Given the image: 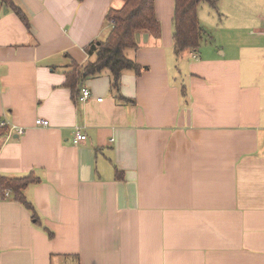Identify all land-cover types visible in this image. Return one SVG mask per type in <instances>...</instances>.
Returning <instances> with one entry per match:
<instances>
[{"label": "crops", "instance_id": "0c3cea01", "mask_svg": "<svg viewBox=\"0 0 264 264\" xmlns=\"http://www.w3.org/2000/svg\"><path fill=\"white\" fill-rule=\"evenodd\" d=\"M11 1L28 26L0 0V122L25 134L0 138V177L39 182L35 213L0 204V264H264V0L201 4L181 56L175 0H155L161 33L137 34L119 94L67 75L124 0Z\"/></svg>", "mask_w": 264, "mask_h": 264}, {"label": "trees", "instance_id": "16d2710c", "mask_svg": "<svg viewBox=\"0 0 264 264\" xmlns=\"http://www.w3.org/2000/svg\"><path fill=\"white\" fill-rule=\"evenodd\" d=\"M3 3L12 8L28 26V19L21 9L11 0H3ZM201 4L217 8L218 0H175L174 46L177 56L185 52H196L205 40L206 32L198 17ZM107 19L109 22L114 21L109 37L104 42L91 44L87 50L91 60L83 69L75 67L74 71L67 75L69 85L81 78H94L108 73L113 91L119 94L124 73L133 72L137 76L143 73L144 68L131 59L128 53L138 49L137 34L148 33L155 37L160 35L161 25L156 16L155 0H124L123 7L111 9ZM7 133L6 128H0V138ZM38 182L33 176L19 179L1 177L0 186L2 189L11 190L17 201L35 213L33 205L28 202L23 192ZM34 218L37 219L36 215Z\"/></svg>", "mask_w": 264, "mask_h": 264}, {"label": "built area", "instance_id": "2783aa9c", "mask_svg": "<svg viewBox=\"0 0 264 264\" xmlns=\"http://www.w3.org/2000/svg\"><path fill=\"white\" fill-rule=\"evenodd\" d=\"M114 21L110 22L111 28L113 27ZM91 97V93L88 90H85L83 92L82 97L80 98V101H86ZM99 102H102V99L98 100ZM36 126H43V127H48L50 125V122L48 120H43V119H38L35 122ZM0 128H6L7 129V135L9 138L12 137L13 134H17L18 136H22L25 134V129L15 126V125H9L8 123L5 122H0ZM87 140V136L82 133V130L80 128H77L75 132V137H74V145H78L82 142ZM1 180V177H0ZM13 199V192L9 189H2L0 186V204L4 201H9Z\"/></svg>", "mask_w": 264, "mask_h": 264}, {"label": "rangeland", "instance_id": "374dc122", "mask_svg": "<svg viewBox=\"0 0 264 264\" xmlns=\"http://www.w3.org/2000/svg\"><path fill=\"white\" fill-rule=\"evenodd\" d=\"M217 5H218V4H217ZM214 9L217 10V9H218V6H217V8H214ZM215 10H214V12H215L216 14H220V13H218V12H220V11H215ZM201 16L203 17V20H207V23H208L209 26L212 25L211 30L216 31L217 29L220 28V27L217 26L218 23H215V24L212 23L213 20L215 19L214 15H210V16H208V18H206V17L204 16V14L202 13ZM218 16H219V15H218ZM220 29H221V28H220ZM205 30H206V29H205ZM206 31H208V29H207Z\"/></svg>", "mask_w": 264, "mask_h": 264}]
</instances>
